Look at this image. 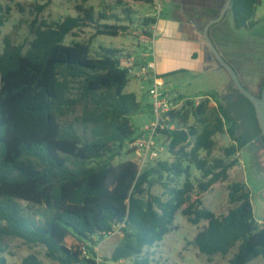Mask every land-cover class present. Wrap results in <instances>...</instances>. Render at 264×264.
Returning <instances> with one entry per match:
<instances>
[{"label": "trees", "instance_id": "obj_1", "mask_svg": "<svg viewBox=\"0 0 264 264\" xmlns=\"http://www.w3.org/2000/svg\"><path fill=\"white\" fill-rule=\"evenodd\" d=\"M1 1L16 0H0V264H8L9 238L45 247L47 257L60 264H98L86 259L83 249L95 255V246L124 222L121 242L100 264L127 259L159 264L149 249L178 229L179 213L194 225L205 222L192 245L209 259L232 254L230 264H249L264 257V222L255 219L244 182L228 185L225 213L203 206L202 195L229 180L241 151L264 142L252 102L233 81L199 103L183 95L173 99L181 106L165 116L160 132L168 159L150 160L142 168L137 160L116 164L139 134L131 118L142 105L136 92H126L134 69L126 66L130 56L115 48L94 55L90 44L66 40L86 27L97 36L118 37L128 25L79 4L75 16L35 19L34 38L16 44L3 35L11 8ZM260 4L233 0L235 27L251 29ZM124 11L132 21L133 10ZM156 23L147 17L143 27ZM153 34L144 29L146 37ZM218 134H228L233 144L223 157H211ZM22 264L44 262L30 254Z\"/></svg>", "mask_w": 264, "mask_h": 264}, {"label": "rangeland", "instance_id": "obj_2", "mask_svg": "<svg viewBox=\"0 0 264 264\" xmlns=\"http://www.w3.org/2000/svg\"><path fill=\"white\" fill-rule=\"evenodd\" d=\"M1 2L11 8L8 22L3 28V35L10 36L16 44H27L34 38L31 34V24L35 19L47 22L62 20L68 15L75 16L76 6L84 4L86 7H93L98 13L105 12L119 16L121 24L128 25V33L118 37L97 36L93 27H86L76 31V35H69L66 44H71L73 41L90 44L94 55L101 52V48H115L122 51L124 56H136L139 63H143L147 58L140 56V52H151L150 46L143 42L146 38L144 29H147V27H143V20L153 13V6L150 4H137L129 0H124L125 4L118 3V0H87L86 2L84 0H16L9 3ZM45 2H48L47 8L40 12L38 7ZM125 7L133 10L132 21L126 17ZM162 15L164 19L171 17V9L167 7ZM110 22L115 23L116 20ZM253 22L254 25L251 29H237L233 13L229 9L223 20L212 26L210 35L221 55L234 67L242 82L251 91L258 93L264 83V0H261ZM2 50L3 38H0V53ZM210 56L213 58L212 52ZM214 61L217 64L215 58ZM136 71L138 68L132 72L126 92H136L142 105V110L131 118L134 129L139 132L153 120L148 104L151 102L150 89L153 87V81L136 77ZM169 79L173 83L174 92L193 98L225 90L228 83L232 84V78L225 68L216 71L205 70L201 73L181 70L171 75ZM197 101H202V99L199 98ZM212 105L214 106L213 103ZM159 138L161 143L165 141L164 135L161 134ZM215 139L217 146L211 157H223L224 148L231 146L233 141L228 134H218ZM169 157V154L165 152L160 159ZM238 157L240 163L231 170L229 180L216 184L210 191L202 195L203 206L217 214L225 213L229 204L228 185L234 181H241L251 191L255 219L258 222H264V142L256 140L244 148ZM126 160H136V155L134 152L130 153L128 144L124 147L122 155L115 158L113 162L117 164ZM195 174L200 175L198 171H195ZM156 193H160V190H156ZM175 224L178 227L177 230L167 235L161 243L149 249V252L153 254V260L159 264H230L229 259L232 254L228 256L215 255L209 259L192 245L193 239L205 222L194 225L186 216L179 213ZM122 237L103 239L101 254L105 256L110 254L121 242ZM5 244L8 264H22V260L30 254L37 255L44 264H60L47 257L46 248L43 246L30 244L17 238L7 239ZM236 250L237 248L232 253ZM110 264L137 263L134 259H127ZM249 264H264V257H259Z\"/></svg>", "mask_w": 264, "mask_h": 264}, {"label": "crops", "instance_id": "obj_3", "mask_svg": "<svg viewBox=\"0 0 264 264\" xmlns=\"http://www.w3.org/2000/svg\"><path fill=\"white\" fill-rule=\"evenodd\" d=\"M162 2L164 11L169 7L172 16L164 19L162 15L158 20L155 31L156 64L159 76H165L162 78L165 87L177 97L181 94L174 92L173 83L169 79L171 75L181 70L201 73L205 70L216 71L220 69L214 61L215 57L211 58V52L201 31L211 19L220 14L227 0H162ZM146 54L148 53L140 52L139 55L146 57ZM132 59H136L135 68H137L141 63H139L136 56H130L128 61ZM152 59L154 58L148 56L144 61ZM135 68L133 71H135ZM230 84L228 83L226 88ZM204 96L195 98L199 99ZM187 98L191 99L193 97ZM148 104L151 114V102Z\"/></svg>", "mask_w": 264, "mask_h": 264}, {"label": "built area", "instance_id": "obj_4", "mask_svg": "<svg viewBox=\"0 0 264 264\" xmlns=\"http://www.w3.org/2000/svg\"><path fill=\"white\" fill-rule=\"evenodd\" d=\"M150 5L153 6V13L148 17H153L157 19L161 17L164 11V4L162 0H150ZM157 23L147 27L146 30L152 31V38H144L143 42L147 43L151 49V52L145 56L152 57L154 59L149 61H144L137 66L138 71H136V77L143 78L144 80H152L153 87L150 89L151 96V115L153 121L150 124H146L138 134V137L133 141L128 143V149L133 151L136 155V160L139 162L141 168L144 167L150 160H156L160 158L167 150L166 144L160 141V132L165 129L164 118L171 111L181 106L180 104H174L173 99L176 98L172 92L165 87V82L159 76L156 64V39L155 31ZM127 34L128 31L122 32V34ZM136 59H132L127 62L126 66L136 67ZM202 99V98H201ZM197 100V99H196ZM200 101H197L199 103ZM215 105V102L212 101ZM173 128V127H172ZM260 224L262 222H259ZM125 227V222L114 226V229L106 234L105 239L112 238L115 236H123V228ZM100 242L95 246V255L90 254L87 248L83 249V255L86 259H93L98 264L103 262V255L101 254Z\"/></svg>", "mask_w": 264, "mask_h": 264}, {"label": "water", "instance_id": "obj_5", "mask_svg": "<svg viewBox=\"0 0 264 264\" xmlns=\"http://www.w3.org/2000/svg\"><path fill=\"white\" fill-rule=\"evenodd\" d=\"M232 1L233 0H227L224 8L222 9V11L220 12V14L211 19L206 26L204 27V29L201 31L209 49L211 50L212 54L214 55L218 67L221 68H225L231 78L232 81L235 85V87L247 98L249 99L256 111V116H257V120L259 123V126L261 128L262 131V135L264 138V83L261 87V91L260 94H257L253 91H251L241 80L240 76L238 75V73L236 72V70L234 69V67L221 55V53L219 52V50L217 49L214 41L211 38L210 35V30L212 28V26L220 21L223 20V18L225 17L226 12L231 8L232 5Z\"/></svg>", "mask_w": 264, "mask_h": 264}, {"label": "flooded vegetation", "instance_id": "obj_6", "mask_svg": "<svg viewBox=\"0 0 264 264\" xmlns=\"http://www.w3.org/2000/svg\"><path fill=\"white\" fill-rule=\"evenodd\" d=\"M262 87V86H261ZM260 91H261V88H260ZM260 91L257 93V94H260Z\"/></svg>", "mask_w": 264, "mask_h": 264}]
</instances>
